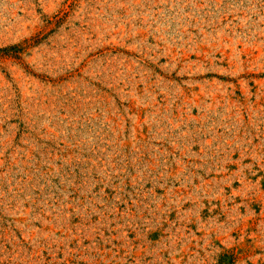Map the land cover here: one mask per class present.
<instances>
[{
    "label": "rangeland",
    "instance_id": "obj_1",
    "mask_svg": "<svg viewBox=\"0 0 264 264\" xmlns=\"http://www.w3.org/2000/svg\"><path fill=\"white\" fill-rule=\"evenodd\" d=\"M0 264H264V0H0Z\"/></svg>",
    "mask_w": 264,
    "mask_h": 264
}]
</instances>
